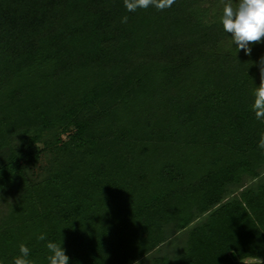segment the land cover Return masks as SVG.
Returning a JSON list of instances; mask_svg holds the SVG:
<instances>
[{
	"label": "trees",
	"instance_id": "1",
	"mask_svg": "<svg viewBox=\"0 0 264 264\" xmlns=\"http://www.w3.org/2000/svg\"><path fill=\"white\" fill-rule=\"evenodd\" d=\"M227 0H0V188L22 194L0 225V261L19 245L48 264H133L193 226L155 264H264V121L252 111L264 43L238 55L219 22ZM127 21L123 22V18ZM59 128L45 175L28 180ZM27 139V152L11 149ZM49 149V147H48ZM244 188L226 201L227 188ZM46 234L47 241L37 236Z\"/></svg>",
	"mask_w": 264,
	"mask_h": 264
},
{
	"label": "clouds",
	"instance_id": "2",
	"mask_svg": "<svg viewBox=\"0 0 264 264\" xmlns=\"http://www.w3.org/2000/svg\"><path fill=\"white\" fill-rule=\"evenodd\" d=\"M174 3L175 0H124V6L130 13L150 6L163 11ZM126 21L127 17H124L123 22ZM219 22L237 53V59L241 51L251 56L253 47L264 43V0H227ZM254 66L259 67L261 83L252 91L251 107L256 119L264 121V57L260 58L258 64L253 63ZM258 148L264 150V134L260 136ZM37 239L47 241V236L41 233ZM45 246L49 252L48 264H70L63 244L47 241ZM30 255L31 249L22 243L19 245V255L13 258L12 264H30L27 259ZM0 264L3 262L0 261Z\"/></svg>",
	"mask_w": 264,
	"mask_h": 264
},
{
	"label": "rangeland",
	"instance_id": "3",
	"mask_svg": "<svg viewBox=\"0 0 264 264\" xmlns=\"http://www.w3.org/2000/svg\"><path fill=\"white\" fill-rule=\"evenodd\" d=\"M262 48L264 50V47ZM71 132H73V130L69 131L68 133H62L61 130L57 128L44 135V138H42V140L38 143V147L43 151L41 161L38 163L37 167L29 169L27 172L28 180L30 182H35L40 175H45V168H49L53 160V155L52 153H50L51 149H55V147H57V145L60 143V140H62L63 142L69 140V133ZM28 146L29 141L27 139L22 140L20 138L15 140L11 149H16L20 152L25 153L27 152ZM1 153L2 154L0 155V163L5 161L7 154L9 155L11 153V150L3 149V152ZM262 172L264 173V168ZM245 181L246 182L244 188L257 190L263 184L264 176L262 175L257 179L245 177ZM244 188L241 189L239 185H230L227 188L228 194L226 195V201H231L235 197H238V195L243 190H245ZM22 190L23 189L22 187H20V185L0 188V225H2L3 222L8 218L9 213L19 201L22 194ZM196 224H199V221L194 225ZM194 225L190 226L185 231L178 233L174 231L175 229L172 226H168L167 229L169 233L167 234V237H170V239L163 245H160L154 251L149 252L140 260L135 261L133 264H155L158 260H165L167 258L172 259L174 257H178L184 252L185 242L187 241L190 234V230L194 227ZM247 262L255 263L257 261L248 260L245 261V264Z\"/></svg>",
	"mask_w": 264,
	"mask_h": 264
}]
</instances>
